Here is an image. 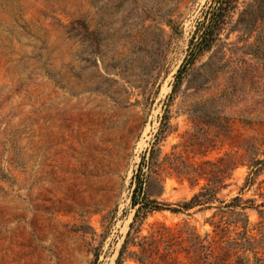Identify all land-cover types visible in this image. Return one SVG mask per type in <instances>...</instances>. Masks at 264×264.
Returning <instances> with one entry per match:
<instances>
[{
    "label": "rangeland",
    "instance_id": "rangeland-1",
    "mask_svg": "<svg viewBox=\"0 0 264 264\" xmlns=\"http://www.w3.org/2000/svg\"><path fill=\"white\" fill-rule=\"evenodd\" d=\"M226 155L217 195L251 200L259 238L264 167L246 177L264 157V0H0V264H115L129 231L122 264L151 239L193 264L215 209L153 210L131 230L132 176L173 207Z\"/></svg>",
    "mask_w": 264,
    "mask_h": 264
},
{
    "label": "trees",
    "instance_id": "trees-1",
    "mask_svg": "<svg viewBox=\"0 0 264 264\" xmlns=\"http://www.w3.org/2000/svg\"><path fill=\"white\" fill-rule=\"evenodd\" d=\"M205 47V34H202L197 42L189 46L188 63ZM247 162L249 173L246 177V183H249L251 180L249 174L253 173L257 175L262 171L264 157L257 158L253 155L249 157ZM235 165L236 159L232 155L219 158L207 171L209 176L205 185L193 193L188 200L182 201L173 207H170L168 203L148 198L143 190L144 171L142 170V166H139L133 174L131 181L130 205L134 208V213L130 229L137 231L135 224L139 223L148 212L153 210L168 208L173 212H178L186 211L195 206L204 209L213 207L215 209L213 215H218L217 220L210 221L213 227L212 231L214 232L211 242L214 245L209 247V245L203 244L202 239L197 238V251H193L192 256L193 264H248V259L243 254L238 253L239 251H242V253L244 251H253L254 264H264V258L256 257L257 250H254L256 246H260L264 242V233L260 229L259 233H261V236L259 238L249 235L248 217L245 209L251 206V200L242 199L237 195L231 197L229 200H224L217 195L220 189L225 187L224 179L230 177L231 170ZM261 205H264V201ZM259 213L264 214V211L260 210ZM258 226L264 228V223L259 221ZM238 228L240 230H236ZM230 231H233L235 234V237L231 240L228 239V232ZM165 233H167V228L163 227L162 231H159V234L163 237L166 235ZM132 238L133 236L130 235L129 231L115 258V264H122L123 248L127 241L133 242ZM154 241L151 239L148 242H143L145 245L139 255H136L134 252H130L129 254H132L139 264H180L175 257H169L175 251H167L165 254H162L158 251L157 247L151 245ZM90 264H96V256Z\"/></svg>",
    "mask_w": 264,
    "mask_h": 264
}]
</instances>
